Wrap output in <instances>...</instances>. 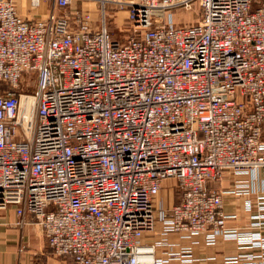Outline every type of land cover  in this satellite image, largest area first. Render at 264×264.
Listing matches in <instances>:
<instances>
[{
  "label": "built area",
  "instance_id": "1",
  "mask_svg": "<svg viewBox=\"0 0 264 264\" xmlns=\"http://www.w3.org/2000/svg\"><path fill=\"white\" fill-rule=\"evenodd\" d=\"M53 1L62 13L28 22L0 0V211L30 216L72 264L192 262L198 237L260 252L224 264L264 259L259 231L225 228L217 188L258 173L243 210L264 229V0ZM107 11L125 13V41ZM167 181L180 201L165 209ZM170 234L190 245L159 259Z\"/></svg>",
  "mask_w": 264,
  "mask_h": 264
},
{
  "label": "crops",
  "instance_id": "2",
  "mask_svg": "<svg viewBox=\"0 0 264 264\" xmlns=\"http://www.w3.org/2000/svg\"><path fill=\"white\" fill-rule=\"evenodd\" d=\"M16 10L26 21L46 20L50 14L62 13L53 0H39L37 6H31L28 0H13ZM92 4H77V8L89 11L95 21L99 18V10ZM116 20H121L122 15ZM259 174L255 173L249 176L232 178L230 175L223 176L217 188L222 195V213L224 215V226L227 229L236 231H259L264 235V229H254L250 226V216L256 215V208L246 213L243 210V199H254L260 194ZM244 182L248 185V195L242 198H235L228 192L233 188L235 182ZM160 195V194H159ZM179 196V194H178ZM159 196L156 199L159 201ZM180 201L179 200L177 203ZM162 204V203H161ZM20 219L15 213L13 207H8L0 211V264H72L71 258H60L52 254L48 248L40 228L33 223L30 216L25 218L24 224H19ZM161 223L155 224V235L151 237L152 242H161L160 236ZM196 240L199 244L192 247V262L169 261V264H224V258H234L240 254H259L258 250L249 248H239L234 241H224L219 238L214 246L206 247L202 244V238ZM189 241L180 240L177 235L170 234L165 238L163 245L157 246L156 257L167 259L169 253L179 252L181 248L188 247ZM23 246V250L20 248ZM235 264H264L263 258L246 260L244 258L236 259Z\"/></svg>",
  "mask_w": 264,
  "mask_h": 264
},
{
  "label": "rangeland",
  "instance_id": "3",
  "mask_svg": "<svg viewBox=\"0 0 264 264\" xmlns=\"http://www.w3.org/2000/svg\"><path fill=\"white\" fill-rule=\"evenodd\" d=\"M117 14H119L118 16H121V14H124L121 17V20H116ZM125 17H126L125 13L123 12H119V13H110L109 11L106 12V28L112 40L123 42L128 36V33L125 30H123V24L126 21ZM174 17H175V20L177 21H182L183 23H189L192 21L193 18L196 17V14H195V11L185 12L181 10L177 12ZM159 194H160L159 201L162 203L165 209H168L171 206L175 205L179 200L178 192L176 190V187L173 181H167L164 184V188H162Z\"/></svg>",
  "mask_w": 264,
  "mask_h": 264
}]
</instances>
